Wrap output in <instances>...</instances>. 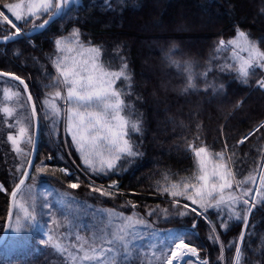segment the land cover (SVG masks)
I'll return each instance as SVG.
<instances>
[{"label": "trees", "instance_id": "trees-1", "mask_svg": "<svg viewBox=\"0 0 264 264\" xmlns=\"http://www.w3.org/2000/svg\"><path fill=\"white\" fill-rule=\"evenodd\" d=\"M9 2L17 0H0V9H6L4 4ZM262 10L264 0H108L107 5L104 0H78L67 14L55 19L40 34L29 40L0 44V72H13L25 80L38 112V146L31 173H35V165L41 161L48 163L50 169L39 174L35 182L30 176L25 187L34 183V188L42 191L52 188L82 203L115 209L125 215L135 211L155 229H177L188 234L209 264H233L235 243L240 241L243 226V207H239V223L235 222V216L225 217L230 230L220 228L218 213L209 212L223 242L222 252L221 244L209 239L212 233L207 219L199 218V226L193 230L194 214L181 217L178 209L172 207L171 197L158 193L157 188L191 174L195 158L187 148L190 142L196 146L202 142L213 151L227 144L225 154L232 156L231 166L239 171L241 178L250 169H259L264 132L254 133L243 144L238 145L237 141L264 120V90L255 86L261 71L250 75L247 85L242 84L235 79V72L220 70L219 65L224 63L222 57L228 56L231 49L218 54L216 45L221 37L234 36L237 26L252 39L264 37ZM204 11L211 22L204 20ZM29 23L20 27L27 31ZM73 27L80 29L85 44L91 42L101 47L106 64L116 67L120 57H124L131 74L130 90L123 80L114 86L124 89L128 104L125 114L130 121L140 120L139 132L129 128L130 139L139 155L123 157L118 161L117 170L106 175L87 172L70 138L64 139L62 120L53 128L51 120L41 111L44 97L53 91L45 85L55 76L46 56L51 60L55 39L67 36ZM9 29L0 25V36L7 35ZM259 46L264 50V43ZM189 75L194 81L191 88L187 87ZM5 80L0 76V81ZM205 82L216 86L217 91L212 87L205 89ZM25 103L26 114L22 119L0 112V183L5 185V190L0 191V238L8 215L13 177L22 174L16 171L15 164L24 159L17 160L7 135L15 134L17 121L33 132L27 100ZM58 104L61 106L60 101ZM21 147L31 152L32 145L22 143ZM62 167L70 169L69 175L59 171ZM77 178L79 187L69 188L68 182H76ZM112 180L117 181L115 195L101 196L94 192L95 187L105 188ZM260 199L250 213L241 241L240 264H264V203ZM129 201L135 203V209ZM183 203L182 200L181 208ZM149 208L154 215L149 214ZM164 209L168 210L167 215ZM9 233L0 246V264H67L62 254L39 243L40 234L35 230L26 237L24 250L5 253L3 247ZM133 261L139 264L137 259Z\"/></svg>", "mask_w": 264, "mask_h": 264}, {"label": "snow or ice", "instance_id": "snow-or-ice-1", "mask_svg": "<svg viewBox=\"0 0 264 264\" xmlns=\"http://www.w3.org/2000/svg\"><path fill=\"white\" fill-rule=\"evenodd\" d=\"M75 2L76 0H17L15 3H5L4 8L7 9V14L0 10V18L14 31L9 29L7 35L0 36V42L7 44L19 38H27L37 30L45 31L56 18L67 14L69 7ZM104 3L107 5L108 0H104ZM29 20L33 21V24L25 31L20 24H28ZM260 43H264V37L252 39L248 32L237 26L234 36L228 39L221 37L216 45L218 54L231 49L228 56L222 57L224 63L219 65L220 70L227 71L229 74L235 72V79L247 85L250 75L257 70H264V50L259 46ZM32 46L35 47L34 42ZM55 49L56 55L51 60L56 75L52 77L49 84L45 85L53 91L44 97L41 111L46 119L51 120L53 128L59 121L64 122L65 134L71 136V145L75 147L87 172L95 175L115 172L119 167L118 161L123 157L139 155L130 139L129 128L139 132L140 120L130 121L125 114L128 104L124 99V89L114 86L118 80H123L129 90L131 89V74L128 71L126 59L120 57L121 62L116 67L106 64L101 60V47L91 42L85 44L81 40L80 29L76 27H73L67 36H59L55 39ZM0 75L14 77L24 86L23 91L29 92V85L20 75L9 71L0 72ZM255 84L258 89L264 90V74H261ZM187 87H194L192 75L188 76ZM204 87L205 89L212 87L214 92L217 91L216 86L209 85L207 82ZM219 89L222 91L224 85H219ZM4 95L5 97L10 95L9 88H4ZM11 96L18 97L19 92H11ZM58 101H62L63 106H60ZM27 102L31 106V120L35 123L36 132H30L28 127L17 121L20 125L18 133L14 135L9 132L7 135L17 160L24 158L23 162L15 164L16 171L22 174L18 178L13 177L15 182L10 193L9 213L15 205L22 212L23 220L28 221L29 225L39 223L42 233V238L39 240L41 245H50L61 252L67 250L66 245L74 246L77 251L74 254L68 253L72 258V264H129L128 258L130 255H135L133 251L135 240L139 238L137 226H141V230L147 235L157 234V230L145 219L138 218L135 211L132 215L125 216L124 213H117L115 209H106L102 215H107L108 223L99 228L95 223L91 224L86 235H81L77 231L73 242L66 240V237L72 235L73 228L79 229L75 219H69L67 212L55 209V205L48 200L38 203L34 195V183L28 186L25 193L26 180L29 176L35 182L39 174L50 170L48 163L41 161L35 165V173H31L30 168L34 163L32 155L26 148L21 147L23 143L32 145L35 149L40 127L37 108L33 104L31 93L27 96ZM239 103L237 101V104ZM0 111L12 116L14 109L5 106ZM199 127L197 125L198 129ZM257 132H264V120L242 135L237 144H243ZM187 148L191 150L195 158V166L191 174L169 183L166 187H158L157 192L166 193L168 197H171V205L178 209L181 217L194 214L191 224L193 230L199 226V218L207 219L209 231L212 233L209 239L214 244L219 242L222 252L223 242L216 233V225L210 220L209 212L218 213L220 228L230 230L225 217L235 216V222L239 223L241 215L239 207L242 206L243 226L239 233L240 241L235 243L233 259V264H240L241 241L246 234L250 213L256 207L258 198H261L260 202L264 203V152L261 153L259 169H250L248 174L241 178L239 171L231 166L232 156L225 154L228 150L227 144L219 151L211 150L202 142L201 146L190 142ZM24 163L28 167H24ZM52 171L54 173L55 169ZM59 171L65 174L70 173L67 167L59 168ZM79 185V178L76 182L71 180L68 182L71 189ZM116 186L117 181L112 180L108 189L101 186L93 190L101 196H113L116 193L112 189ZM89 187L92 186L89 185ZM3 190L5 185L0 183V191ZM23 195L30 196L31 203L25 200ZM63 197L66 198V203H77L68 193H63ZM182 200L184 203L181 208ZM129 203L135 209V203L132 201ZM87 207L91 208L90 205ZM167 211L164 209L165 215ZM148 212L151 215L155 214L151 208ZM21 223V217L18 215L15 223L6 224V227L11 226L14 231L19 232ZM164 231L169 233L167 243L161 244L159 250L153 252L158 258V264H183L189 256L196 257V264H201L200 247L192 243L188 234L179 232L177 229ZM188 264H192V261L189 260ZM203 264H209L207 257L203 258Z\"/></svg>", "mask_w": 264, "mask_h": 264}, {"label": "rangeland", "instance_id": "rangeland-1", "mask_svg": "<svg viewBox=\"0 0 264 264\" xmlns=\"http://www.w3.org/2000/svg\"><path fill=\"white\" fill-rule=\"evenodd\" d=\"M78 3V0H76L75 4ZM1 10V9H0ZM7 14V9H3ZM204 16V20L207 22H211L212 20L210 17H208L207 13L204 11L202 12ZM10 15V14H9ZM232 17V16H231ZM14 19V17H11ZM44 18V17H43ZM42 18V19H43ZM46 18V17H45ZM29 26L31 27L33 24V21L29 20ZM39 23V21H37ZM24 23H21L20 25L22 26ZM0 25L2 26H8V28L11 29V26L8 25L6 22L3 21L2 18H0ZM29 29V28H28ZM27 29V30H28ZM14 31V29H12ZM29 40V39H28ZM52 53V54H51ZM50 56L51 58L56 55V49L54 47L53 52H51ZM47 60L49 61V65L52 68L54 74L56 75L55 68L52 64V60H49L48 56H46ZM102 60V57H101ZM103 61V60H102ZM9 88L10 90V95L8 97H5L4 95V88ZM19 92V96H11V92ZM26 99L25 95L23 92L19 90V85L16 81H10V80H5V81H0V109H3L5 106H8L10 108H13V115L14 118L17 116L18 118H23V115L26 114L25 109H24V104ZM61 102V106H63V102ZM22 105V107H21ZM27 106V105H26ZM1 114L5 115L6 113H3L0 111ZM63 122V121H62ZM19 126L16 128L15 134L18 133L19 131ZM63 133H64V139L65 138H70V135L65 134V126L63 122ZM14 134V135H15ZM69 175V174H68ZM29 186V185H28ZM28 186L25 187V193L27 192ZM110 187V184L105 187V189H108ZM117 188V186H116ZM116 188H113L112 191L116 192ZM34 195L37 198L38 203L43 202L44 200H50L51 203H53L55 206H57L58 209H62L64 212L68 213L69 219H75L76 223L79 225V229L73 228L72 235L69 237H66V240L73 241L75 240V235L77 231H79V234L81 235H86L89 229V226L93 223L96 224L97 228L103 226L104 224L108 223V218L106 214L102 213L105 208H100L98 206L88 204V203H82L75 199L77 203H66L65 200L66 198L63 197V193L61 192H56L52 188H46L44 191L38 188H34ZM70 197H72L70 195ZM23 198L27 200L29 203H31V197L28 195H23ZM73 198V197H72ZM59 200V203L57 201ZM91 206V208H88L87 206ZM31 210V209H29ZM21 217L22 223H21V230L19 232L14 231L13 228L10 226L9 227V238L7 239L8 241L3 247V251L7 254H11L13 252H16V250L21 249L24 250L26 247L27 242H24L26 240V237L30 234L32 230L37 231L40 236L38 238V241L42 238V233L40 229V224L36 223L33 225H29V222L26 220H23V214L22 212L19 211V209L13 205V216L11 219V223H15L17 216ZM137 215V214H136ZM129 216V215H125ZM138 218H141L139 215H137ZM38 219H43L42 217H38ZM10 223V224H11ZM152 227V226H151ZM137 230L139 233V238L135 240V246L133 251L135 252V255H130L128 260L129 264H133V260L137 259L139 261V264H157L158 263V258L156 255L153 254L154 251L159 250V246L161 244H166L169 238V233L165 232L164 230H157V234L155 235H147L144 231L141 230V226H137ZM61 231H65L61 229ZM49 247H52L49 245ZM53 248V247H52ZM67 250L64 252L58 251L55 248H53L57 253H60L64 256L65 261L67 264H72V258L71 256L68 255L69 252L75 253L77 249L74 246H67ZM188 264V263H187ZM193 264V263H192Z\"/></svg>", "mask_w": 264, "mask_h": 264}, {"label": "water", "instance_id": "water-1", "mask_svg": "<svg viewBox=\"0 0 264 264\" xmlns=\"http://www.w3.org/2000/svg\"><path fill=\"white\" fill-rule=\"evenodd\" d=\"M56 19H57V18H56ZM50 24H51V23H50ZM50 24H49V25H50ZM49 25H48V26H49ZM48 26H47V27H48ZM41 32H43V31L37 30L36 32L31 33L27 38H19V39H17V40H21V39L28 40V39H30L31 37H33L34 35L40 34ZM13 41H16V40H13ZM13 41H10V42H13ZM10 42H8V43H10ZM0 44H5V43L0 42ZM0 76L4 77L3 75H0ZM5 78L11 79V80H15L14 77H5ZM15 81H16V80H15ZM17 82H18V81H17ZM21 85H22V84H21ZM22 87H24V86L22 85ZM24 93H25V92H24ZM28 94H29V92H28V93H25L26 98H27ZM33 104H34V103H33ZM29 106H30V105H29ZM30 109H31V106H30ZM33 124H34L33 132H36V126H35V123L33 122ZM37 146H38V135H37V143H36V145H35V149H33V146H32V147H31V152H30L31 155H32V159H33L34 163H35V158H36ZM34 163H33V165H32L31 168H30V172H32V169H33ZM26 167H28L27 164H26ZM29 177H30V176H29ZM29 177H28V178H29ZM27 180H28V179H27ZM27 180H26V181H27ZM10 203H11V196L9 197V206H10ZM12 212H13V206H12V209H11V213H9V209H8V215H7V219H6V222H5V227H4V230H3L2 236H1V238H0V246L3 244V242L5 241L6 236H7V234H8L9 226L6 227V224L10 225Z\"/></svg>", "mask_w": 264, "mask_h": 264}, {"label": "built area", "instance_id": "built-area-1", "mask_svg": "<svg viewBox=\"0 0 264 264\" xmlns=\"http://www.w3.org/2000/svg\"><path fill=\"white\" fill-rule=\"evenodd\" d=\"M200 259H201V264H203V258L200 257ZM186 260H191V261H193V262L196 263L197 258H196V257H191V256H189V257H187V258L184 260V262H185ZM184 262H183V263H184Z\"/></svg>", "mask_w": 264, "mask_h": 264}]
</instances>
